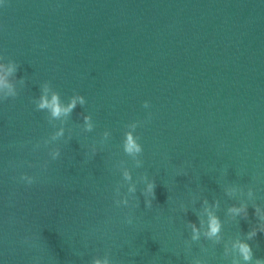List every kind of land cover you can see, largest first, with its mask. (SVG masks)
<instances>
[{"label":"water","instance_id":"water-1","mask_svg":"<svg viewBox=\"0 0 264 264\" xmlns=\"http://www.w3.org/2000/svg\"><path fill=\"white\" fill-rule=\"evenodd\" d=\"M0 79V264H264V0H0Z\"/></svg>","mask_w":264,"mask_h":264},{"label":"clouds","instance_id":"clouds-1","mask_svg":"<svg viewBox=\"0 0 264 264\" xmlns=\"http://www.w3.org/2000/svg\"><path fill=\"white\" fill-rule=\"evenodd\" d=\"M11 70L12 69H9V71H11ZM2 83H3V80L0 79V84H2ZM46 92H47V88H45V93ZM16 96H17V93L15 91H13L11 88H9V91L7 93H5V95L2 99H8L9 97L15 98ZM77 101H79L81 105H83L85 103L83 97L77 95L74 98H70L67 106H64L62 104V102L60 101L58 93H53L51 95L50 101H49L47 95L45 94V95H42L40 97V103L37 105V108L41 109V110H48L52 117L60 118L61 116L69 115L71 113V111L73 110V108L76 106ZM143 106L145 108H147L149 106L148 102L145 101L143 103ZM85 119L87 120V117ZM57 135H60V133H57ZM124 150L127 153L140 151V147L133 140L131 135L127 136V140H126L125 145H124ZM21 178H23V176H21ZM31 182L32 181H29V184ZM154 187H155L154 184L149 185V190L152 192L153 198H155ZM232 211L239 212L240 209L233 208ZM129 223H131V221H129ZM193 230L195 231V229H193ZM218 230H219L218 221L215 218H212L210 221V234H215ZM262 231H264V229H262ZM253 235H255V231L249 233V238ZM193 238H195V237H193ZM239 252L243 256V259L245 261L251 260V258H252L251 249L247 244L241 243L239 245ZM93 264H101V262L99 260H94ZM104 264H108L107 260L104 261ZM256 264H261V262L259 260H257Z\"/></svg>","mask_w":264,"mask_h":264}]
</instances>
